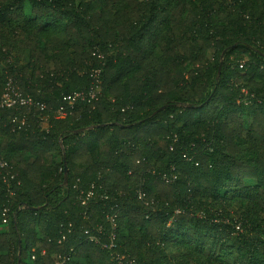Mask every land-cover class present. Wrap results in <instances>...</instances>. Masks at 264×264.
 Listing matches in <instances>:
<instances>
[{"label": "trees", "instance_id": "trees-1", "mask_svg": "<svg viewBox=\"0 0 264 264\" xmlns=\"http://www.w3.org/2000/svg\"><path fill=\"white\" fill-rule=\"evenodd\" d=\"M10 86L0 264H264V0H0Z\"/></svg>", "mask_w": 264, "mask_h": 264}, {"label": "built area", "instance_id": "built-area-1", "mask_svg": "<svg viewBox=\"0 0 264 264\" xmlns=\"http://www.w3.org/2000/svg\"><path fill=\"white\" fill-rule=\"evenodd\" d=\"M96 78V77H95ZM99 87H98V81L94 82V85L91 87L90 91L87 94L84 93H76L72 97H69V107L70 110H73L74 103L76 101H83V102H96L99 100ZM9 107H18V108H31L35 107L38 108L40 111H45V106L41 103H34V101L30 97H23L17 88L10 86L8 89L7 94H5L0 99V110L4 108ZM69 114L68 110L66 108L62 107L58 110L56 116L57 118H65ZM25 124V119L22 121V125ZM5 166V165H3ZM7 210L4 211V216L6 218ZM4 218V219H5ZM4 223H6V219L4 220ZM66 258L58 256L57 263L56 264H65Z\"/></svg>", "mask_w": 264, "mask_h": 264}, {"label": "water", "instance_id": "water-1", "mask_svg": "<svg viewBox=\"0 0 264 264\" xmlns=\"http://www.w3.org/2000/svg\"><path fill=\"white\" fill-rule=\"evenodd\" d=\"M221 69H222V64L220 65V68H219V75H220V73H221ZM66 175H67V171H66ZM66 178H67V176H66ZM67 180V179H66Z\"/></svg>", "mask_w": 264, "mask_h": 264}]
</instances>
